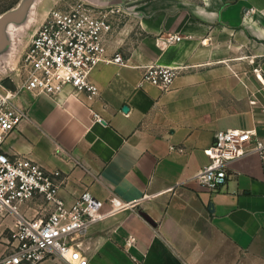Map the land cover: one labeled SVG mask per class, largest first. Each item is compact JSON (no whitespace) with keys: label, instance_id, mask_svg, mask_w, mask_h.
Wrapping results in <instances>:
<instances>
[{"label":"crops","instance_id":"crops-1","mask_svg":"<svg viewBox=\"0 0 264 264\" xmlns=\"http://www.w3.org/2000/svg\"><path fill=\"white\" fill-rule=\"evenodd\" d=\"M83 1L124 6L106 55L127 63L94 69L93 101L21 92L29 118L5 151L62 170L68 203L86 191L105 202L80 238L88 264H264V158L233 161L215 191L195 178L218 130L264 137V0ZM153 64L180 69L169 90L141 82ZM12 226L0 223V256Z\"/></svg>","mask_w":264,"mask_h":264},{"label":"built area","instance_id":"built-area-1","mask_svg":"<svg viewBox=\"0 0 264 264\" xmlns=\"http://www.w3.org/2000/svg\"><path fill=\"white\" fill-rule=\"evenodd\" d=\"M124 13L121 4L85 1L51 9L31 36L15 75L0 77V223L13 218L0 264H40L48 258L88 264L80 238L104 217L105 202L86 191L68 203L61 196L65 179L62 170H48L30 157L10 155L4 144L8 135L29 118L28 109L16 101L21 92L46 94L58 101L65 93L82 101H93L100 94L91 78L94 69L104 61L127 63L120 53L106 55L108 35ZM181 39L172 34L165 42ZM179 72L177 67L149 65L141 82L167 91ZM8 79L12 86L6 84ZM91 111L96 122H105L93 108ZM206 153L209 163L195 178L215 191L226 183L233 161L254 153L264 158V137L256 129L218 130ZM35 200L41 201L40 207L28 205ZM135 241L129 236L127 244L132 246Z\"/></svg>","mask_w":264,"mask_h":264},{"label":"rangeland","instance_id":"rangeland-1","mask_svg":"<svg viewBox=\"0 0 264 264\" xmlns=\"http://www.w3.org/2000/svg\"><path fill=\"white\" fill-rule=\"evenodd\" d=\"M78 1L83 0H0V16L5 15L0 25V77L14 76V69L21 67L41 14ZM37 7L42 13L31 21Z\"/></svg>","mask_w":264,"mask_h":264},{"label":"water","instance_id":"water-1","mask_svg":"<svg viewBox=\"0 0 264 264\" xmlns=\"http://www.w3.org/2000/svg\"><path fill=\"white\" fill-rule=\"evenodd\" d=\"M5 18V15H2V16H0V25H1V23H2V21H3V19ZM6 84H8V85H13V82H12V80L11 79H8V80H6ZM124 109L125 110H127L128 109V107L127 106H125L124 107Z\"/></svg>","mask_w":264,"mask_h":264},{"label":"bare ground","instance_id":"bare-ground-1","mask_svg":"<svg viewBox=\"0 0 264 264\" xmlns=\"http://www.w3.org/2000/svg\"><path fill=\"white\" fill-rule=\"evenodd\" d=\"M38 10H39V8L37 7V9H36V11H35V14H34V16L32 17V20H31V21H35V18H36V16H37Z\"/></svg>","mask_w":264,"mask_h":264}]
</instances>
